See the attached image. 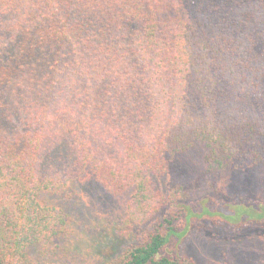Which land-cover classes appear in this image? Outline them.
<instances>
[{"label": "trees", "instance_id": "obj_1", "mask_svg": "<svg viewBox=\"0 0 264 264\" xmlns=\"http://www.w3.org/2000/svg\"><path fill=\"white\" fill-rule=\"evenodd\" d=\"M195 149L264 171V0H0V264H44L90 183L140 234L106 264H199V211L164 184ZM229 208L264 264V199Z\"/></svg>", "mask_w": 264, "mask_h": 264}, {"label": "rangeland", "instance_id": "obj_2", "mask_svg": "<svg viewBox=\"0 0 264 264\" xmlns=\"http://www.w3.org/2000/svg\"><path fill=\"white\" fill-rule=\"evenodd\" d=\"M203 158L202 149L174 158L164 179L165 185L182 187L199 211L192 219L186 247L199 264H249L261 249H254L245 237L256 236L262 227L245 230L244 223L231 224L221 215L232 214L231 204L264 199V171L209 172ZM58 203L66 207L70 223L55 245L36 251L44 264H106L126 252L140 235L129 226L121 199L95 183L76 186L70 199L62 197ZM204 206L210 213L202 214ZM186 225L185 219L179 222L181 229Z\"/></svg>", "mask_w": 264, "mask_h": 264}]
</instances>
